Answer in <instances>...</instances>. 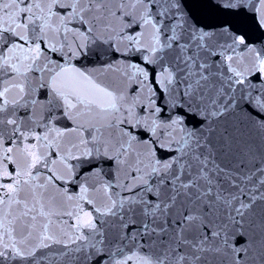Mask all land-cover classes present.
<instances>
[{"label": "snow or ice", "instance_id": "1", "mask_svg": "<svg viewBox=\"0 0 264 264\" xmlns=\"http://www.w3.org/2000/svg\"><path fill=\"white\" fill-rule=\"evenodd\" d=\"M0 264H264V0H0Z\"/></svg>", "mask_w": 264, "mask_h": 264}]
</instances>
